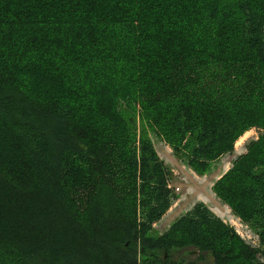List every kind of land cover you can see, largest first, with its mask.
Returning <instances> with one entry per match:
<instances>
[{"label": "trees", "instance_id": "1", "mask_svg": "<svg viewBox=\"0 0 264 264\" xmlns=\"http://www.w3.org/2000/svg\"><path fill=\"white\" fill-rule=\"evenodd\" d=\"M133 106L200 175L259 131L213 190L260 246L202 202L150 234ZM0 264H264V0H0Z\"/></svg>", "mask_w": 264, "mask_h": 264}, {"label": "rangeland", "instance_id": "2", "mask_svg": "<svg viewBox=\"0 0 264 264\" xmlns=\"http://www.w3.org/2000/svg\"><path fill=\"white\" fill-rule=\"evenodd\" d=\"M125 118H131L135 124V137H144L150 141L159 158L165 163L170 173L169 185L175 198L171 207L163 217L152 226L151 235H158L165 231L180 215L188 211L195 203H204L214 214L228 223L248 243L260 246L256 231L247 223L237 217L213 190L214 183L231 167L232 161L246 152L245 147L256 139L258 130L251 129L246 132L235 144L234 151L212 163L204 174L194 172L182 158L174 155L170 146L154 130L148 128L139 119L138 108L125 109L122 112ZM194 251L188 249L184 254L193 256Z\"/></svg>", "mask_w": 264, "mask_h": 264}]
</instances>
